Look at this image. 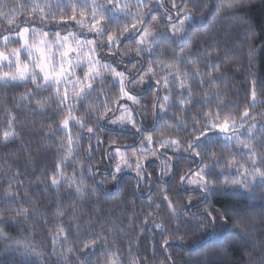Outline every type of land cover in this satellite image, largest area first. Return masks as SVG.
Here are the masks:
<instances>
[{
	"label": "trees",
	"instance_id": "16d2710c",
	"mask_svg": "<svg viewBox=\"0 0 264 264\" xmlns=\"http://www.w3.org/2000/svg\"><path fill=\"white\" fill-rule=\"evenodd\" d=\"M56 2L52 0L53 4ZM105 2L101 0L99 3ZM184 2L193 14V20L188 24L191 34L184 55L191 56L195 64L181 60L180 57H176V62L181 69L189 72L188 86L192 92L189 96L188 86L181 90L178 82L172 86L170 109L162 114L167 119L157 121L153 139L159 141L179 135L182 142L188 140L194 120L199 119L201 125L207 120L206 116L201 118L198 115L202 112L222 110L223 115L236 116L238 122V114L245 106L252 104V90L255 87L256 104L249 108L251 116L255 117V120H249V124L256 125L253 138L249 140L245 129L239 131L245 133L244 139L252 145L257 154V163H260V158L264 157V131H261L264 128V0H251L249 7L222 14L214 10L216 0H206L208 7H201L196 0ZM166 3L170 8L171 0H166ZM129 7L131 11H137L134 2ZM163 12L162 8L155 6L153 0L149 23L154 26L157 23L163 25ZM124 21L122 16L121 22ZM127 22L131 23V18ZM113 27L115 29V25ZM73 28L85 31L75 26ZM179 47V41L161 40L157 51L162 52L163 56L158 59L171 62L174 54L179 52ZM134 48V41L124 44L120 54L124 63H120L115 56H106L103 51L100 55L113 61L118 71H124L139 80L147 72L148 63L146 56L142 64L136 63L141 58L135 56ZM251 48L255 49V55L249 60ZM209 61L214 65L213 68L207 67ZM162 68L167 71L165 64H158L155 68L157 79L163 75ZM196 68L199 69L200 77L193 78ZM209 73L217 79L212 86L203 85L204 92L212 97L211 103L205 107L206 97L199 80L201 77L206 79ZM78 74L82 75L79 70ZM168 79L171 82L174 78L170 76ZM112 80L111 72L105 73L103 84L94 85L97 87L96 93L83 107L77 105L74 114L94 125L93 116L86 114L92 111L87 107L88 104L93 109L102 110L99 101L107 98L111 106V101L116 100L118 103L113 108L115 111L119 104L125 103L119 100L118 83H109ZM125 83L133 93L141 95V104L131 105L142 113L138 119L151 126L153 116L150 111L144 116L142 105L153 102L155 88L149 83ZM31 87L25 89L22 86L0 85V227L6 233L5 238H0V264H82L85 255L83 243L93 237L97 239L95 251L91 246L86 250L94 251V254L89 255L84 264H106L105 253L118 257L119 264H264V191L257 188V195L251 197L216 188L215 192L207 194L205 200L206 194L193 191L191 186H185L187 190H184L179 184V176L198 164L204 167L198 159L168 161L177 165L176 176L173 178L169 173L162 177L161 182V161L150 152L140 153L139 142L130 132L120 137L107 132H100L99 135L102 139H117V146L135 143V148L127 153L130 159L133 158V151L136 155L146 157L144 169L151 175L145 176L139 189L134 168L123 171L118 182L111 179L110 173L117 159L106 156L108 143L97 145L93 140L91 143L94 151L91 159H88L89 141L83 138L79 144L74 145L72 158L62 168L65 177H72L75 173L77 182L83 179L84 192L77 194L76 185L69 186L64 182L58 189L53 188L51 177L56 174V165L66 151L62 145H67V136L59 128L65 116L57 109L54 96L51 100H44L51 90L37 94L45 102V111L38 110L35 99L31 102L20 101L19 97ZM165 94H168V90L162 88L160 102H163ZM181 99L189 103L182 106ZM17 103L21 106L17 107ZM13 115L16 117L13 122L15 137L4 144L3 133L8 127L7 120ZM185 119L187 134L178 132L175 127ZM71 134L79 136L81 129L78 126L72 127ZM83 135H87L86 130ZM144 143L146 145L147 141ZM223 145L221 139L214 146V159L213 152L204 153L205 163L210 169L214 160L219 161L220 168L213 169L216 174L233 156L241 163L248 162V155H240L242 146L225 148ZM157 151L158 154L161 151L171 152L170 149H159L158 145ZM164 159L167 161V155ZM82 165L83 176L80 172ZM89 168L96 169L95 177L88 173ZM104 176L108 177V182L100 183ZM57 178L60 179L59 176ZM9 187L18 196L7 195ZM149 192L152 208H149ZM164 192L173 201L176 216H172L167 202L163 201ZM156 204L160 207L156 208ZM20 205L28 208V216L21 215L13 222L11 217L15 216ZM58 210L63 215H58ZM209 211L214 213L215 222L207 216ZM224 213L227 214L226 223L221 219ZM155 224H161L162 230L156 229ZM61 228L63 232H60ZM177 235L182 236L183 240L176 239ZM11 239L28 241L40 253L39 257L29 258L6 251V243ZM165 241H168L167 250Z\"/></svg>",
	"mask_w": 264,
	"mask_h": 264
},
{
	"label": "snow or ice",
	"instance_id": "6c2138e0",
	"mask_svg": "<svg viewBox=\"0 0 264 264\" xmlns=\"http://www.w3.org/2000/svg\"><path fill=\"white\" fill-rule=\"evenodd\" d=\"M137 11H131L129 5L133 3ZM201 7H208L206 0H196ZM155 6L164 10L162 19L163 25L157 23L155 26L149 23L148 16L153 7V0H106L105 3H99L98 0H57L55 4L52 0H0V85H11L13 87H24L30 90L26 91L19 97L20 101L36 100L39 111H45V102L37 97L41 91L51 90L45 101L55 97L56 107L61 110V114L65 116L60 121L59 128L64 131L67 136V145L65 153L62 155L59 163L56 165V174L51 177V186L58 189L62 182L76 185L77 194L84 192V181L76 180L75 173L72 177H65L62 165L72 158L74 145L80 143L81 138L89 141L88 159H91L92 141L95 140L97 145L105 143L109 144V150L106 152L108 158H116L117 163L114 170L110 173L111 179L118 182L119 175L125 170L135 171L137 180V189H139L141 181L145 180L146 173L144 163L146 157L144 155H136L132 152L133 158L130 159L127 153L135 148L134 144H125L117 146V139H102L100 132H107L112 136L120 137L125 133H132L139 142V151L142 154L151 153V155L161 161L160 169L161 182L162 177L171 173L175 178L177 165L168 161L172 160H200L204 167L199 164L195 168L188 169L186 174L179 176V184L182 189L187 190L185 186H191L193 191L207 194L215 192L216 188H222L225 192L231 191L238 195H248L255 197L257 188L264 191V157L260 158L257 163V154L252 145L244 139L245 133L240 129H245L249 140L253 138V131L256 128L255 123L249 124V120H255L251 116L249 108L255 107L256 89L252 90V104L243 108L238 114L239 120L233 115H223L222 110L216 112H202L198 115L207 120L203 125L200 120H194L192 124V133L190 138L184 142L181 141L179 135L169 136L168 138L155 141L153 134L156 132L157 121L167 119L162 115L169 111V100L172 86L178 82L181 90L189 85V72L181 69L176 57L181 60L192 61L191 56H185V46L189 42L190 29L188 24L193 20L192 11L188 9L184 0H171V7L167 6L166 0H155ZM251 6V0H216L214 10L216 13H224L226 11L244 9ZM56 11H53V9ZM144 9V11H140ZM125 18L121 22V17ZM131 18V23L127 19ZM115 25V29L114 26ZM85 30L83 32L74 30ZM166 29V30H165ZM251 32L252 30L249 29ZM6 33V34H5ZM161 40L179 41V52L175 53L171 58V62L158 59L163 56L162 52L157 51V46ZM129 41L135 42V56L141 58L136 63H143V58L147 57V72L139 77H130L124 71H118L113 61H108L104 56L100 55L103 51L106 56H115L120 59L121 50L124 44ZM15 45V46H14ZM132 51V49H129ZM73 53L75 55H73ZM127 54V53H125ZM249 60L255 55V49L249 50ZM195 64V61H192ZM165 64V69H161L163 73L161 79H157L156 66ZM135 67V64H133ZM208 68H213L211 61L207 63ZM78 70L81 74H78ZM111 72L113 80L109 83H118L119 100L126 101L119 104L114 111L113 108L118 101L110 102L107 98L99 101L102 110L93 109L91 104L87 107L92 109L91 114L95 124L85 121L83 117L74 114L77 105L84 106L97 91L94 85L103 84L105 73ZM174 79L170 82L168 77ZM200 77L199 69L196 68L193 78ZM217 78L211 73L205 79L200 78L199 82L202 86L207 84L212 86ZM125 81H131L132 84L149 83L155 88V98L150 105H142L145 109L144 116L150 111L153 116V123L147 126L143 120L138 119L141 112L131 105L141 104V95L133 93ZM154 81V83H152ZM255 83V82H254ZM167 89L168 94L163 96V102H160L161 89ZM189 96L192 89L187 88ZM101 95L103 89L101 88ZM181 97L184 93L181 91ZM205 107L212 100V97L204 92ZM219 97L217 96V99ZM99 100V98L97 97ZM181 105L189 103L188 100L181 99ZM17 107L21 105L16 104ZM190 114V113H188ZM13 115L7 120V129L3 133L4 144L10 142V138L15 137ZM248 125L246 128L245 126ZM78 126L81 129V135L73 136L71 128ZM111 126V127H109ZM178 132L187 134V120H182L175 125ZM86 130L87 135L83 132ZM264 131V128L261 129ZM55 135V133H52ZM224 141V147L233 145L242 146L240 155H248V162L241 163L233 156L225 167L216 174L213 169L220 168L218 160H214L212 169L205 163L204 153L206 151L213 152L215 156L214 146L220 140ZM147 141L145 145L144 141ZM159 149L171 150V152L161 151ZM248 150L245 152L244 150ZM187 155H184V154ZM167 155V161L164 157ZM234 169V171H232ZM81 176L84 174V167L80 169ZM88 173L95 177L96 169L89 168ZM19 173H17L18 175ZM60 177V179L57 178ZM221 180L223 183H221ZM108 177L104 176L100 183H107ZM93 193L95 189L92 190ZM9 196H18L10 190L6 193ZM163 201L167 202V207L171 210L172 216H176V208L173 201L169 198L167 192L162 193ZM14 203V202H13ZM151 192H149V208H152ZM156 208L160 205L156 204ZM28 208L20 205L15 216L11 219L16 222L17 217L23 215L28 216ZM58 215L63 212L58 210ZM226 213L221 215V219L226 220ZM208 217L215 222V215L209 211ZM147 222V221H145ZM156 229L162 230L161 224H155ZM64 229L61 228L60 232ZM6 233L0 227V238H5ZM176 239L183 240L182 236L177 235ZM66 241V237H65ZM54 240V244H55ZM97 239L93 237L91 240L83 243L85 255L82 258V264L88 260L89 255L94 254ZM93 248V252H87L89 247ZM165 250H167L168 241H165ZM6 251H11L25 257H39L40 253L28 241L21 239H11L6 243ZM72 251V249H68ZM55 252V249H53ZM106 264H119V258L113 254L105 253ZM171 259V257H168ZM34 264V262H33Z\"/></svg>",
	"mask_w": 264,
	"mask_h": 264
},
{
	"label": "rangeland",
	"instance_id": "374dc122",
	"mask_svg": "<svg viewBox=\"0 0 264 264\" xmlns=\"http://www.w3.org/2000/svg\"><path fill=\"white\" fill-rule=\"evenodd\" d=\"M101 0H98V2H100Z\"/></svg>",
	"mask_w": 264,
	"mask_h": 264
}]
</instances>
